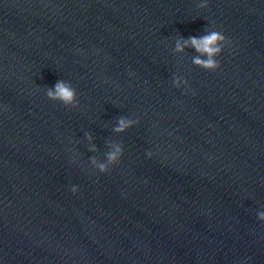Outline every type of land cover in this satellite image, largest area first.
Here are the masks:
<instances>
[{"label": "water", "instance_id": "1", "mask_svg": "<svg viewBox=\"0 0 264 264\" xmlns=\"http://www.w3.org/2000/svg\"><path fill=\"white\" fill-rule=\"evenodd\" d=\"M260 210L264 0H0V264H264Z\"/></svg>", "mask_w": 264, "mask_h": 264}, {"label": "clouds", "instance_id": "2", "mask_svg": "<svg viewBox=\"0 0 264 264\" xmlns=\"http://www.w3.org/2000/svg\"><path fill=\"white\" fill-rule=\"evenodd\" d=\"M228 41L226 37L218 30L208 28L204 34L200 36H190L187 40L177 41L175 50L182 52L185 46H191L195 49L198 55L193 57L192 63L199 68L207 71H215L219 67V61L217 57L223 52L224 45ZM173 85L176 88L188 89L187 80L176 77L173 80ZM47 97L50 100L59 101L60 103L68 106L74 105L77 102L76 89L70 82L64 80H57L55 84L47 89ZM135 121L121 118L118 121V126L115 128L116 132H122L130 127ZM90 139V137H89ZM149 157L152 156L151 152L146 153ZM123 155V149L119 145H114L113 150L107 154L108 163L111 165L117 164ZM95 163V161H93ZM99 172L106 173L109 168L101 163L97 165ZM79 188L77 185H72L71 192L76 194ZM257 219L260 222H264V210L257 211Z\"/></svg>", "mask_w": 264, "mask_h": 264}]
</instances>
